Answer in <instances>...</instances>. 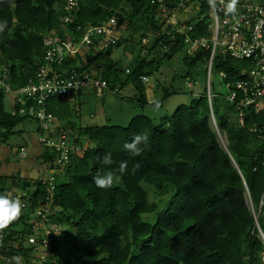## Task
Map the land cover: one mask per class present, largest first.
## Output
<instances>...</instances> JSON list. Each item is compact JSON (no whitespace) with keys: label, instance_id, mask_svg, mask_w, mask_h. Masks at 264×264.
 I'll return each instance as SVG.
<instances>
[{"label":"trees","instance_id":"trees-1","mask_svg":"<svg viewBox=\"0 0 264 264\" xmlns=\"http://www.w3.org/2000/svg\"><path fill=\"white\" fill-rule=\"evenodd\" d=\"M78 2L74 19L64 23L66 0H0V22L7 21V27L0 31V69L11 67L12 90L17 91L35 78L47 36L80 41L86 27L102 25L118 12L120 24L128 20L133 33L144 31L142 39L155 33L150 51L165 45L169 51L164 58L149 59L139 50L133 71L127 73L126 66L112 56V50L121 42L97 54L93 49L86 51V63L65 61L67 70L93 67L111 91L119 88L116 95L133 88L134 97L121 98L142 106L149 104L143 77L158 73L165 60L171 61L180 53L184 54L181 63L185 69L174 78L192 79L201 67L207 77L210 51L189 56L182 39L171 45L172 35L157 16L152 0ZM191 2L200 9L190 35L208 36V4L205 0ZM133 20L142 23L141 27ZM249 65L220 55L214 60L213 72H225L227 81H234ZM175 93L167 90L165 98ZM81 94L76 99L50 98L45 106L59 122L76 132L75 142L87 148L83 153H73L64 168L55 166L52 152L42 149L43 167L57 170L55 188L50 192L47 179L23 181L21 189L29 194L24 198L30 197L32 205L30 211L26 207L17 219L0 227V260L6 256L12 263L11 257L19 255L22 264H30L39 256L38 252L45 248V234L38 235L34 245L28 244L26 237L35 236L37 225L31 220L39 202L47 203L52 198L59 210L47 216L46 222L41 217L36 220L67 231L61 235L50 233L49 245L43 251L46 257L40 264H264V242L258 229L259 226L264 234V145L251 131L264 127V109L247 110L241 123L239 112L226 97L224 102H216L212 96L211 109L205 88V93L191 104L178 107L158 124L141 115L125 127H77L72 121L70 102L80 100ZM5 99L0 92V140L4 142L21 122L31 119L7 111ZM212 114L227 149L221 146L210 123ZM141 132L148 135L147 145L142 144V151L133 155L124 144ZM106 153H111V165L101 162ZM122 161L126 162L123 171ZM106 172L112 174L111 185L97 187L93 177ZM17 182L13 175L0 174V193ZM148 187L154 190V198L165 196L171 188L161 208L160 202L150 200Z\"/></svg>","mask_w":264,"mask_h":264},{"label":"built area","instance_id":"built-area-1","mask_svg":"<svg viewBox=\"0 0 264 264\" xmlns=\"http://www.w3.org/2000/svg\"><path fill=\"white\" fill-rule=\"evenodd\" d=\"M186 1L152 0V3L157 7V16L164 21L172 35L171 45H175L178 39H182L189 56H197L199 53L210 51L206 88L211 109L210 82L215 58L223 55L237 61L250 63L249 67L240 70L234 81H227L228 76L225 72L218 73L221 82L228 89L226 100L234 105L239 112L240 122L243 123L247 110L253 109L260 112L264 109V2L235 0V10L229 12L228 4L232 0H205L209 8V35L193 37L190 33L194 31L193 23L198 21L196 13L200 7L197 5L196 13L192 19H183L181 17L185 13H181V10L187 7ZM188 2L191 3V0ZM78 10V0H66L67 15L62 21L64 23L72 21L73 13ZM120 14V12L115 13L102 25L86 27L80 41L71 39L64 41L61 36H47L44 40L45 49L42 62L35 78L17 91L11 88V67L4 66L0 69V92H3L5 96H14L12 114L27 115L38 123L39 144L42 149L47 148L52 152L55 156V166L59 168H64L67 165L73 153H83L87 146H81L75 142L72 132L59 124L60 122L53 112L47 109L45 103L48 99L55 97L73 99L86 89L93 90L98 96L104 95L110 90L107 81L102 79L93 67L84 69L79 66L78 70H67L64 63L73 59L80 63L82 61L86 63V51L93 49V54H95L94 51L97 49L100 52L101 49H109L121 43L120 37H118L119 28L122 25L118 17ZM164 47L166 48L165 45ZM131 71H133L131 67L127 68V73ZM143 81L147 82L148 77H143ZM185 84L189 88L194 86L190 79H187ZM118 91L119 88H115L114 92ZM28 101L30 102L28 103ZM30 103L32 105L28 106ZM212 119L216 124L213 114ZM251 131L257 134L264 145V127H255ZM22 156H26V152H23ZM49 173L46 181L50 182V192H53L55 188L53 185L55 182L54 172L50 170ZM29 199L31 198L21 199L23 209L27 207ZM36 213V216L41 217L42 221L48 220L46 206L38 209ZM260 236L264 242V234L261 230ZM46 238L48 241L44 240L42 245L45 248L50 242L49 236ZM29 242L33 245L36 244V237L31 236Z\"/></svg>","mask_w":264,"mask_h":264},{"label":"rangeland","instance_id":"rangeland-1","mask_svg":"<svg viewBox=\"0 0 264 264\" xmlns=\"http://www.w3.org/2000/svg\"><path fill=\"white\" fill-rule=\"evenodd\" d=\"M185 2L187 7H184L181 10V13H185L181 18L183 19H192L195 15L194 13L197 7L196 2ZM255 3L264 2V0H253ZM128 10V7H125ZM125 13V12H124ZM134 23H137L141 27L142 23L137 20H133ZM65 32V30H64ZM144 31L138 30V32L133 33V29L129 26L128 20H125L119 28L118 37L121 40V46L114 48L112 50V56L114 60L121 61L126 69L128 67L129 60H133L136 54L141 51L143 57L149 59H155L161 61L166 53L169 51L164 46H157L153 51H150V48L154 42L155 33H148L145 39H142ZM150 51V52H149ZM99 52V49L94 51L95 54ZM125 54V55H124ZM184 54L180 53L174 57L171 61L165 60L161 65L160 71L155 73L153 76L148 78L147 82H144L147 87V97L149 104L147 106H142L138 103L131 102L121 98V96H132L135 95V90L133 88L131 91L127 89L121 90L120 95H116L117 92L108 90L104 95L98 96L93 90L86 89L82 92L80 100H75L70 102L71 108L73 110L72 121L77 124V127L82 126H103V125H118V126H127L130 121L141 115L148 116L156 124L161 122V119L166 116H172L178 107L182 105H189L191 102L205 93L206 88V74L201 67L194 77L190 79V82L193 83V88L187 87L185 80L182 78H174L176 73H184L185 67L181 63V58ZM125 57V58H124ZM131 68L133 66H130ZM210 89L214 101L224 102V98L228 94V89L221 82L219 74L213 72L211 75ZM167 90H172L176 92L173 95L165 98ZM149 91V93H148ZM14 96L8 95L5 99V105L7 111L12 113L14 111ZM210 123L212 127L217 131V124L214 123L212 115L210 117ZM59 123V122H58ZM65 127L68 125L65 123H59ZM72 134L76 135V132L71 130V127H67ZM39 127L38 123L34 119L24 120L21 122L12 133L7 141L0 140V174L5 176H14L18 179V182L13 185L10 189L6 187L5 191L0 194L11 193L13 197L19 198L20 200L26 197L28 194L27 191H23L22 184L24 180L29 181H38L40 179H48L49 171L43 167L42 164V147L39 144ZM218 138L221 146H226V140L224 136L218 131ZM26 152V156H22V153ZM54 173L57 170H52ZM61 176L64 174V171H58ZM45 181V180H44ZM150 200L155 202H160V208L164 205V199L170 196L171 188L169 187V192L163 196H156L154 198V190L149 188ZM30 198V197H28ZM247 203L250 208H252L251 201L247 196ZM264 202V200H263ZM32 205V199H29L27 210L30 211ZM46 206L47 216L59 210L57 202L50 198L48 204L45 202H39L38 209H42ZM37 209V210H38ZM33 222H36L34 234L36 237L38 235L45 234V237H48L52 231L55 235H61L66 232L65 227L59 225H51L52 223L47 224L36 220L38 216L32 215ZM149 219V216H146ZM48 221V220H46ZM11 223V222H10ZM49 234V235H48ZM30 237H26V242H29ZM45 241H48L45 238ZM15 245V244H13ZM32 245V244H31ZM45 247V246H44ZM47 248L41 249L45 250ZM9 251V250H8ZM40 251L38 252L39 256L31 259L30 264H40V262L45 259L46 253ZM43 257V258H42ZM1 264L5 261V264H12L9 259L5 257L1 258Z\"/></svg>","mask_w":264,"mask_h":264},{"label":"clouds","instance_id":"clouds-1","mask_svg":"<svg viewBox=\"0 0 264 264\" xmlns=\"http://www.w3.org/2000/svg\"><path fill=\"white\" fill-rule=\"evenodd\" d=\"M234 10H235V0H232V2L228 4V11L231 12ZM6 27H7V21L0 22V31H3ZM147 142H148L147 133L141 132L139 134H136L130 143L125 142L124 148L128 150L131 154L138 155L142 151L141 145L142 144L147 145ZM101 162L104 165H111L113 162L111 153H106L103 156ZM125 164L126 162L123 161L121 162L120 164L121 171H123ZM93 181L97 187L103 188L111 185L113 181V177L111 172H106L103 175L97 174L95 177H93ZM261 205H264L263 201L261 202ZM251 209L253 210V207ZM22 211H23V204L19 198L13 197L11 193L0 194V227H3L4 225L17 219L22 214ZM11 261L12 264H22V257L19 255L12 256Z\"/></svg>","mask_w":264,"mask_h":264},{"label":"crops","instance_id":"crops-1","mask_svg":"<svg viewBox=\"0 0 264 264\" xmlns=\"http://www.w3.org/2000/svg\"><path fill=\"white\" fill-rule=\"evenodd\" d=\"M137 60L134 58L133 60H129L128 67L133 66L132 69H134V66L136 65ZM149 93V91H148Z\"/></svg>","mask_w":264,"mask_h":264},{"label":"water","instance_id":"water-1","mask_svg":"<svg viewBox=\"0 0 264 264\" xmlns=\"http://www.w3.org/2000/svg\"><path fill=\"white\" fill-rule=\"evenodd\" d=\"M224 148H225V149H227V147H226V146H225ZM258 229H259V228H258ZM259 232H260V230H259Z\"/></svg>","mask_w":264,"mask_h":264},{"label":"bare ground","instance_id":"bare-ground-1","mask_svg":"<svg viewBox=\"0 0 264 264\" xmlns=\"http://www.w3.org/2000/svg\"><path fill=\"white\" fill-rule=\"evenodd\" d=\"M219 130H217V133H218Z\"/></svg>","mask_w":264,"mask_h":264}]
</instances>
